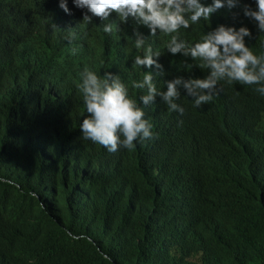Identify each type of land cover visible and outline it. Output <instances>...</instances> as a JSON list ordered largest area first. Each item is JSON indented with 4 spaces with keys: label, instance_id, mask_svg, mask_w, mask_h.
I'll return each mask as SVG.
<instances>
[{
    "label": "trees",
    "instance_id": "trees-1",
    "mask_svg": "<svg viewBox=\"0 0 264 264\" xmlns=\"http://www.w3.org/2000/svg\"><path fill=\"white\" fill-rule=\"evenodd\" d=\"M32 1L0 0V264H264V143L237 138L215 107L187 109L182 123L158 114L156 142L137 152L82 141L87 67L72 76L62 39L18 33L12 17ZM243 7L181 32L237 28ZM168 38L154 36L158 52ZM96 55L92 68L106 62ZM161 62L154 84L185 71L167 53ZM123 71L139 82L149 69ZM238 85L227 89L234 100L264 103L258 85ZM129 91L136 102L146 94ZM187 99L181 91L178 102Z\"/></svg>",
    "mask_w": 264,
    "mask_h": 264
},
{
    "label": "clouds",
    "instance_id": "clouds-1",
    "mask_svg": "<svg viewBox=\"0 0 264 264\" xmlns=\"http://www.w3.org/2000/svg\"><path fill=\"white\" fill-rule=\"evenodd\" d=\"M208 1L210 6L200 0H33L13 15L12 22L26 39H62L63 47L72 52L73 73L82 62L87 67L80 84L87 112L80 124L82 141L111 153L120 148L137 152L156 142L158 114L173 115L180 122L187 109L215 107L221 126L258 146L264 143V103L238 102L227 89H236L238 82L258 85L256 94L264 100V0ZM240 1L247 20L237 28L221 25L193 39L181 32L218 10L232 12ZM158 33L169 36L166 52H158ZM95 51L102 52L106 62L92 68L88 54L100 57ZM166 53L185 71L180 77H160V85L154 84V75H164L159 63ZM127 63L149 69L142 81L124 77ZM132 86L146 89L137 102L131 99ZM181 91L189 97L184 107V101L178 102Z\"/></svg>",
    "mask_w": 264,
    "mask_h": 264
},
{
    "label": "bare ground",
    "instance_id": "bare-ground-1",
    "mask_svg": "<svg viewBox=\"0 0 264 264\" xmlns=\"http://www.w3.org/2000/svg\"><path fill=\"white\" fill-rule=\"evenodd\" d=\"M69 28H70V27H69ZM71 28H72L71 30H73L74 32H81V31L77 30L76 27H71ZM43 40H44V39H43ZM43 40H41V41H43ZM47 40H48V39H47ZM45 41H46V39H45ZM57 42H58V41H57ZM58 43H59V42H58ZM39 44H43V43L40 42ZM54 44H55V43H54ZM60 44H61V42H60ZM36 47H37V45H36ZM55 47H56V46H55ZM59 47H60V46H59ZM52 48H53V47H52ZM60 48H62V46H61ZM38 49H39V48H38ZM38 49H37V50H38ZM54 49H55V48H54ZM56 49H57V48H56ZM34 50H35V49H34ZM57 52H58V51H57ZM50 54H51V53H50ZM62 56H63V55L61 54V58H62ZM67 57H68V56H67ZM65 58H66V57H65ZM67 60H68V59H67ZM67 72H69V71H67ZM69 74H70V73H69ZM71 74H72V76H73V71H72ZM66 75H67V73H66ZM70 78H71V76H70ZM70 78H69V79H70ZM74 78H75V77H74ZM69 79H67V80H69ZM31 80H32V79H31ZM65 80H66V79H65ZM75 80H76V79H74L73 82H74ZM42 81H43V80H42ZM66 82H68V81H66ZM69 82H70V81H69ZM76 82H77V81H76ZM70 83H71V82H70ZM74 83H75V82H74ZM66 84H67V83H66ZM72 84H73V83H72ZM72 84H71V85H72ZM50 85H51V84H50ZM61 85H62V84H61ZM63 85H64V84H63ZM63 85H62V86H63ZM76 85H77V83H76ZM76 85H75V86H76ZM54 86H55V85H54ZM62 86H61V87H62ZM65 86H66V85H65ZM78 86H79V85H78ZM61 87H60V88H61ZM67 87H68V86H67ZM72 87H73V86H72ZM76 87H77V86H76ZM76 87H75V88H76ZM78 88H79V87H78ZM65 89H66V88H64V90H65ZM77 90H78V89H76L75 91L77 92ZM69 91H70V90H69ZM79 91H80V89H79ZM57 92H58V91H57ZM59 93H60V92H59ZM62 93H63V92H62ZM68 93H69V92H68ZM73 93H74V92H72V94H73ZM63 97H64V95H63ZM70 98H72V95H71ZM62 99H63V98H61V100H62ZM73 103H74V102H73ZM74 104H75V103H74ZM63 108H64V107H63ZM186 142H187V141H186ZM184 144H185V143H184ZM188 144H189V143H188ZM189 145H190V144H189ZM200 149H201V148H200ZM198 151H199V150H198ZM192 153H193V152H192Z\"/></svg>",
    "mask_w": 264,
    "mask_h": 264
}]
</instances>
